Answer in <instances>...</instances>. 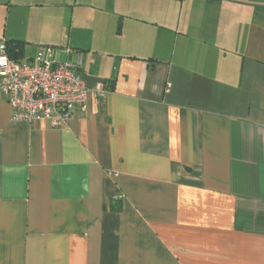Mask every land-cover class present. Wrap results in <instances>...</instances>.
Returning <instances> with one entry per match:
<instances>
[{"label": "crops", "instance_id": "crops-1", "mask_svg": "<svg viewBox=\"0 0 264 264\" xmlns=\"http://www.w3.org/2000/svg\"><path fill=\"white\" fill-rule=\"evenodd\" d=\"M2 41L109 92L54 129L0 89V264H264V0H0Z\"/></svg>", "mask_w": 264, "mask_h": 264}, {"label": "built area", "instance_id": "built-area-1", "mask_svg": "<svg viewBox=\"0 0 264 264\" xmlns=\"http://www.w3.org/2000/svg\"><path fill=\"white\" fill-rule=\"evenodd\" d=\"M68 58L54 57L43 46L33 60L13 59L0 42V89L13 109V120L48 122L51 128L68 126L76 110H86L89 96L103 99L109 89L101 83L89 87L81 76L82 54L67 48Z\"/></svg>", "mask_w": 264, "mask_h": 264}, {"label": "trees", "instance_id": "trees-1", "mask_svg": "<svg viewBox=\"0 0 264 264\" xmlns=\"http://www.w3.org/2000/svg\"><path fill=\"white\" fill-rule=\"evenodd\" d=\"M8 47H9V46H8ZM20 47H21V44L18 43V44H16V45H14V47H12V48H14V49H17V48L20 49ZM14 49H11L10 52H11V51H14ZM10 56L13 57V58H16V59L18 58V57H17L15 54H13L12 52H11V55H10Z\"/></svg>", "mask_w": 264, "mask_h": 264}, {"label": "rangeland", "instance_id": "rangeland-1", "mask_svg": "<svg viewBox=\"0 0 264 264\" xmlns=\"http://www.w3.org/2000/svg\"><path fill=\"white\" fill-rule=\"evenodd\" d=\"M32 50V49H31ZM37 53V52H36ZM59 57L61 59H66L67 55L64 52H60Z\"/></svg>", "mask_w": 264, "mask_h": 264}]
</instances>
